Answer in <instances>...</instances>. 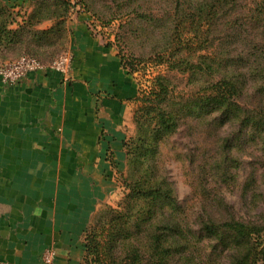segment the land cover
<instances>
[{
    "label": "trees",
    "instance_id": "trees-1",
    "mask_svg": "<svg viewBox=\"0 0 264 264\" xmlns=\"http://www.w3.org/2000/svg\"><path fill=\"white\" fill-rule=\"evenodd\" d=\"M237 1L167 2L171 9L165 15L163 27L170 35L167 50L171 53L159 62H166L171 69L187 68L192 74L217 73L219 77L209 87L183 100L179 107L171 104V91L162 78L142 99L144 105L135 114L138 134L124 147L128 149L130 163L144 169H132L125 180L129 190L124 199L125 211L108 210L111 216L104 227L105 241L87 232L85 264H216L225 258L229 264H264V213L245 221L238 219L222 201L210 211L194 213L193 207L187 208L178 200L156 165L160 145L178 132L182 119L213 117L218 127L238 125V133L223 140L224 156H229L233 141L246 137L262 140L264 156L263 32L239 29L242 20L256 25L264 9L258 6L259 18L247 17L245 13L238 18L231 13ZM73 7L69 0H38L27 18L17 23L0 0V49H13L29 40L39 46L54 45L63 38L64 20ZM44 21L54 22L49 28L33 29ZM245 34L252 39L245 37L240 49L235 44ZM211 49L213 53L202 56L197 65L176 57L185 50L194 53ZM23 56L43 63L33 55L19 58ZM238 63L241 66L235 70ZM241 68H248L249 73L240 71ZM249 79L252 88L248 86ZM119 248L123 249L118 251Z\"/></svg>",
    "mask_w": 264,
    "mask_h": 264
},
{
    "label": "crops",
    "instance_id": "crops-1",
    "mask_svg": "<svg viewBox=\"0 0 264 264\" xmlns=\"http://www.w3.org/2000/svg\"><path fill=\"white\" fill-rule=\"evenodd\" d=\"M70 48L68 80L0 81V264H43L50 246L55 264H78L85 218L119 194L138 82L86 24L71 23Z\"/></svg>",
    "mask_w": 264,
    "mask_h": 264
},
{
    "label": "rangeland",
    "instance_id": "rangeland-1",
    "mask_svg": "<svg viewBox=\"0 0 264 264\" xmlns=\"http://www.w3.org/2000/svg\"><path fill=\"white\" fill-rule=\"evenodd\" d=\"M2 1L13 13L15 21L22 23L32 12L38 0H33L29 6H25L19 0H7L8 3L6 0ZM69 1L74 7L70 9L64 20L65 33L62 39L55 38L57 42L54 45L39 46L29 40L28 44L13 49H0V69L22 55L38 57L45 65L52 64L65 55H73L70 48L71 23L78 22L86 24L93 36L106 40L116 50L123 66L138 82L139 97L134 104L135 114L144 105L142 99L153 91L155 82L159 78L165 80L171 91V104L179 107L183 100L209 87L219 77L217 73L210 76L201 73L192 74L189 70H185L187 68L171 69L166 62H159L160 58L166 60L168 58L166 56L171 53L167 50L170 35L167 28L163 27L165 15L171 9L167 3L170 0ZM259 5H262L264 9V0H238L236 9L231 13L238 18L244 13L248 14L247 17L259 18L261 15V11L257 9ZM154 19H161L162 22L154 24L152 22ZM53 22L44 21L33 29L49 28ZM17 23L14 27H17ZM239 24L241 25L239 29L254 28L255 31H259L258 33L263 32L264 38V11L256 25L246 20L240 21ZM245 37L252 39V36L248 38L245 34L242 39L237 40L235 45L240 49L243 48ZM208 53H213V49L194 53L185 50L178 53L176 57L191 65H197L201 61L200 58L208 56ZM240 66L241 63H238L235 70ZM248 70V68L240 69L247 72ZM248 86L252 88L251 79L248 81ZM134 125L135 129L128 141L136 138L138 134L135 115ZM238 128V125L218 127L213 117L202 120L184 121L182 119L178 132L160 145L156 159L160 175L165 176L178 200L187 208L193 207L194 213L199 210L210 211L214 206H218L219 201H222L223 205L230 206L236 217L245 221L255 220L264 213L262 140L260 138L252 140L248 137L242 141L236 139L233 141L229 156H224L225 141L223 140L237 134ZM125 153V170L119 173L116 179L119 194L115 196L112 194L106 202L99 204L94 213L85 218L82 224L83 237L80 241L81 249H79L82 255L79 257L78 264H85L87 232L89 231L90 235H98L104 242V227L111 216L108 210L113 209L118 213L125 211L124 199L129 192L125 180L130 177L132 169H140V166L136 168L130 163L126 147ZM220 194L222 197H219ZM53 248L56 251L53 263L55 264L58 260V252L55 247ZM122 249L119 248L118 251ZM216 264H229V259L225 258Z\"/></svg>",
    "mask_w": 264,
    "mask_h": 264
},
{
    "label": "built area",
    "instance_id": "built-area-1",
    "mask_svg": "<svg viewBox=\"0 0 264 264\" xmlns=\"http://www.w3.org/2000/svg\"><path fill=\"white\" fill-rule=\"evenodd\" d=\"M72 62L73 55H65L49 65H45L32 57L23 56L7 63L0 69V81L3 85L14 86L26 79L29 74L48 69L62 74L64 79L68 80ZM55 257V249L48 247L42 255L43 264H53Z\"/></svg>",
    "mask_w": 264,
    "mask_h": 264
}]
</instances>
